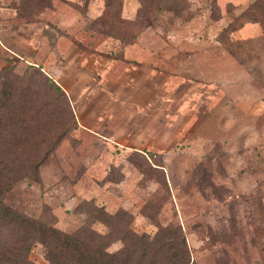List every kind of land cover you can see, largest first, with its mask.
Here are the masks:
<instances>
[{"label": "rangeland", "instance_id": "rangeland-1", "mask_svg": "<svg viewBox=\"0 0 264 264\" xmlns=\"http://www.w3.org/2000/svg\"><path fill=\"white\" fill-rule=\"evenodd\" d=\"M257 1L0 0L6 66L39 69L76 124L7 204L108 252L181 232L192 264H264Z\"/></svg>", "mask_w": 264, "mask_h": 264}, {"label": "trees", "instance_id": "trees-1", "mask_svg": "<svg viewBox=\"0 0 264 264\" xmlns=\"http://www.w3.org/2000/svg\"><path fill=\"white\" fill-rule=\"evenodd\" d=\"M119 6L121 11V1ZM250 11L264 31V0ZM75 128L65 93L39 69L0 70V264H33L28 253L36 244L42 245L48 264H192L181 232L173 237L126 234L123 247L108 252L103 237L91 230L64 233L7 204L20 184L38 182L40 166Z\"/></svg>", "mask_w": 264, "mask_h": 264}, {"label": "crops", "instance_id": "crops-1", "mask_svg": "<svg viewBox=\"0 0 264 264\" xmlns=\"http://www.w3.org/2000/svg\"><path fill=\"white\" fill-rule=\"evenodd\" d=\"M10 53V48L6 46L0 39V69L6 67L7 63H10Z\"/></svg>", "mask_w": 264, "mask_h": 264}]
</instances>
